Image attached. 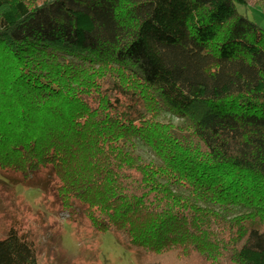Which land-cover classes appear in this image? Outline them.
I'll return each mask as SVG.
<instances>
[{"label":"trees","instance_id":"obj_1","mask_svg":"<svg viewBox=\"0 0 264 264\" xmlns=\"http://www.w3.org/2000/svg\"><path fill=\"white\" fill-rule=\"evenodd\" d=\"M246 3L0 0V170L50 173L139 264H264V28ZM0 264L40 262L12 229Z\"/></svg>","mask_w":264,"mask_h":264},{"label":"rangeland","instance_id":"obj_2","mask_svg":"<svg viewBox=\"0 0 264 264\" xmlns=\"http://www.w3.org/2000/svg\"><path fill=\"white\" fill-rule=\"evenodd\" d=\"M246 1L237 5L238 11L264 28V5ZM161 120L178 123L169 114ZM139 153L153 159L144 147ZM55 184L47 171L25 182L20 174L0 170V240L17 230L34 243L40 264H139V255L113 231L100 236L84 217L70 216L57 199ZM192 264L200 263L195 259Z\"/></svg>","mask_w":264,"mask_h":264}]
</instances>
